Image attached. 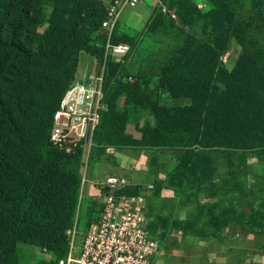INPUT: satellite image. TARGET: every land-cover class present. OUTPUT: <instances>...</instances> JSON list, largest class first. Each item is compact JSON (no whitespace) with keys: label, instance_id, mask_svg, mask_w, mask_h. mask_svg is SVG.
<instances>
[{"label":"trees","instance_id":"16d2710c","mask_svg":"<svg viewBox=\"0 0 264 264\" xmlns=\"http://www.w3.org/2000/svg\"><path fill=\"white\" fill-rule=\"evenodd\" d=\"M163 1L176 10L178 22L158 12L148 32L163 33L169 42L173 32L175 44L161 52L158 73L139 72L132 82L124 62H108L105 108L90 162L109 148L264 150V33L259 35L264 0H255L244 17L230 0H207L206 12L195 0ZM107 6L104 0H0V264H25L21 246L45 249L54 257L34 264H59L69 252L84 149L51 141L53 116L75 79L80 54L103 62ZM119 26L113 42L130 45L126 34H117ZM231 39L241 53L229 70L222 58ZM161 93L190 103L163 105ZM130 108L153 118L138 129V137L127 130ZM204 159L184 162L185 170L191 165L194 183L211 177L207 171L199 175ZM96 221L88 218V229ZM169 221L162 224L169 230L187 228Z\"/></svg>","mask_w":264,"mask_h":264},{"label":"rangeland","instance_id":"374dc122","mask_svg":"<svg viewBox=\"0 0 264 264\" xmlns=\"http://www.w3.org/2000/svg\"><path fill=\"white\" fill-rule=\"evenodd\" d=\"M104 1L106 4L110 2ZM195 1L201 11L208 10L207 0ZM254 1L230 0L241 8L238 12L240 17L250 11ZM160 2L164 3L163 0H142L135 9H126L121 16L117 34H126L133 41L129 43L133 53L124 61V73L132 76L133 81L139 72L158 73L156 66L163 61L161 52L175 44L173 32L170 33V42L163 33L148 32L151 19L161 12ZM176 26L179 27L178 24ZM262 33L264 31L260 30L259 35ZM240 53L239 44L231 39L222 58L229 70ZM97 64L94 56L81 53L74 80H82L93 73ZM159 100L167 106L190 103L186 99H170L165 93L160 94ZM119 105L123 108V99ZM129 110L132 117L127 130L138 137L141 135L138 129L152 123L153 118L147 111ZM84 146V177L97 168L103 178L114 172L129 177L136 185L155 184L154 194L148 199L147 211L152 220L150 233L160 242V253L154 264H264L263 149L109 148L105 154L90 162L88 145ZM199 156L205 158L198 169L199 175L203 176L206 171L211 173L209 180L203 184L192 180L191 165L187 170L183 168L185 161L191 160L186 162L188 164L197 163ZM184 173L190 176H183ZM82 190H85L83 182L74 225L76 247L90 230L87 227L88 218L97 220L102 206L101 194L100 197L85 198L81 196ZM167 220L171 221L170 226L175 222L185 224L187 228L185 231L169 230L162 225ZM19 255L25 264L54 258L45 249L33 246H21Z\"/></svg>","mask_w":264,"mask_h":264},{"label":"built area","instance_id":"2783aa9c","mask_svg":"<svg viewBox=\"0 0 264 264\" xmlns=\"http://www.w3.org/2000/svg\"><path fill=\"white\" fill-rule=\"evenodd\" d=\"M142 0H110L102 29L106 35L103 62L97 61L93 73L82 80H74L65 91L53 116L51 141L61 148L79 144L92 145L93 135L100 124L103 104L106 67L109 61L124 62L131 54L125 43H114L113 35L126 9H135ZM161 12L178 22L174 8L160 2ZM127 80L132 82V77ZM85 153V151H84ZM86 177L83 176V184ZM102 210L97 221L80 244L76 243V230L70 231V249L59 264H154L160 253L159 239L152 235V222L147 215L148 199L155 185H136L121 174H110L99 184ZM138 186L137 193L127 189Z\"/></svg>","mask_w":264,"mask_h":264},{"label":"crops","instance_id":"0c3cea01","mask_svg":"<svg viewBox=\"0 0 264 264\" xmlns=\"http://www.w3.org/2000/svg\"><path fill=\"white\" fill-rule=\"evenodd\" d=\"M90 153V149L87 151V157ZM95 164H98V163H95ZM87 162H86V167H87ZM95 168V167H94ZM110 169V168H109ZM118 170V169H117ZM115 170V171H117ZM111 174H114L111 173ZM104 178L102 176H100L99 172H98V169L95 168L93 171L89 172V174L87 175L86 177V181L84 183L85 185V190H82V197H85V198H88V197H100V189H99V186L98 184L103 180ZM133 181V180H132ZM146 184V183H145ZM140 185H143V184H140ZM95 192H94V191ZM86 191V192H85ZM94 195V196H92ZM158 257V256H157ZM157 257L155 258V261L156 262V259Z\"/></svg>","mask_w":264,"mask_h":264}]
</instances>
